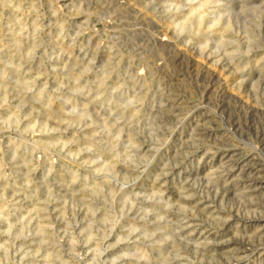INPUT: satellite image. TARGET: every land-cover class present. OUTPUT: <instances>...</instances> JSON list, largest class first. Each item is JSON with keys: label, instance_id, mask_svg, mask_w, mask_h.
<instances>
[{"label": "clouds", "instance_id": "obj_1", "mask_svg": "<svg viewBox=\"0 0 264 264\" xmlns=\"http://www.w3.org/2000/svg\"><path fill=\"white\" fill-rule=\"evenodd\" d=\"M0 264H264V0H0Z\"/></svg>", "mask_w": 264, "mask_h": 264}]
</instances>
